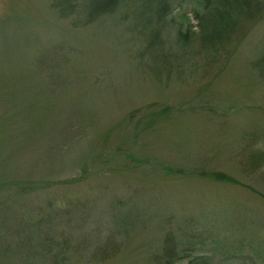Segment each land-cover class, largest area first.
Instances as JSON below:
<instances>
[{"label":"rangeland","instance_id":"obj_1","mask_svg":"<svg viewBox=\"0 0 264 264\" xmlns=\"http://www.w3.org/2000/svg\"><path fill=\"white\" fill-rule=\"evenodd\" d=\"M74 1L0 0V264H264V7L208 71L198 0Z\"/></svg>","mask_w":264,"mask_h":264},{"label":"trees","instance_id":"obj_2","mask_svg":"<svg viewBox=\"0 0 264 264\" xmlns=\"http://www.w3.org/2000/svg\"><path fill=\"white\" fill-rule=\"evenodd\" d=\"M71 1L74 0H65V4L68 7V2H70V10L77 4L75 1L74 3ZM117 1L112 0V5H115ZM174 1L177 0H162L159 3V8L156 12L159 23H164L165 17ZM197 2L199 8L194 12L196 19L195 39H190L189 42L188 40L186 41L187 33H189L188 28H186L184 33L178 30L175 34L181 42L183 50L189 49L190 52L192 50L193 55L201 56L209 71V66L212 67L218 61H222V64H225L230 58L241 38L249 32L252 24H255V21L262 15L264 0H198ZM112 5L100 11L99 14L111 11ZM59 6V9L64 11L61 5ZM91 20L89 19V22ZM194 69L195 67L193 66L192 73L196 72ZM214 176L218 179L223 177L217 174ZM52 200L54 199L46 203L47 208L50 207ZM167 244L166 238L163 251L167 260H172L175 258V254L172 250L170 252L164 250ZM185 264H210V262L205 257H194Z\"/></svg>","mask_w":264,"mask_h":264}]
</instances>
